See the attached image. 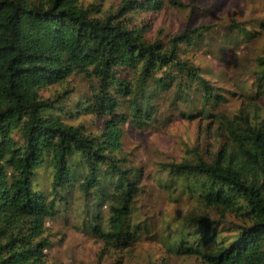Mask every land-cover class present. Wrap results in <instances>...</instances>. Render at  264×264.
Returning <instances> with one entry per match:
<instances>
[{
	"label": "trees",
	"instance_id": "trees-1",
	"mask_svg": "<svg viewBox=\"0 0 264 264\" xmlns=\"http://www.w3.org/2000/svg\"><path fill=\"white\" fill-rule=\"evenodd\" d=\"M166 3L123 0L108 12L82 0H0V264H47L45 223L75 189L94 207L109 206L107 226L90 224L107 246L130 248L147 232L133 223L141 171L121 156L126 125L150 127L158 97L193 104L200 94L205 111L223 100L188 56L210 27L152 35ZM252 74L262 89L264 56ZM94 117L97 132L72 123ZM228 130L227 147L159 165L201 210L168 227L163 243L201 264H264V124L236 117ZM47 166L45 190L36 176ZM228 219L236 222L223 235Z\"/></svg>",
	"mask_w": 264,
	"mask_h": 264
},
{
	"label": "rangeland",
	"instance_id": "rangeland-1",
	"mask_svg": "<svg viewBox=\"0 0 264 264\" xmlns=\"http://www.w3.org/2000/svg\"><path fill=\"white\" fill-rule=\"evenodd\" d=\"M122 1L82 0L86 6L94 4L108 12H115ZM168 1H178L183 7ZM152 21V35L163 30L164 35L172 36L183 32L188 24L190 29L210 27L209 32H203L204 41L188 56L213 85L214 94L223 100L217 106L212 101L205 111L200 94L193 95V104H174L172 95L158 97L159 112L150 127L138 129L127 124L121 156L127 167L141 171L133 223L142 222L147 232L139 233L130 248L107 246L90 224L107 226L109 206L96 208L75 189L69 202L60 203L58 212L45 223L43 239L48 242L43 260L47 264H201L195 257L174 256L163 243L165 236L170 235L168 227L179 228L187 215L201 210L184 183L171 178L159 165L194 158L195 151L207 157L227 147L231 139L228 125L236 117L248 118L257 126L264 124V87L255 86L256 77L252 74L254 61L264 56V29L260 28L264 24V0H167ZM240 27L252 30L255 38L245 41ZM72 82L79 81L75 78ZM184 114L194 116L188 118ZM82 122L94 132L102 128V122L95 117L72 123ZM51 172L47 166L36 176L37 184L45 190L50 187ZM235 222L228 219L231 225L218 224V232L231 234Z\"/></svg>",
	"mask_w": 264,
	"mask_h": 264
}]
</instances>
